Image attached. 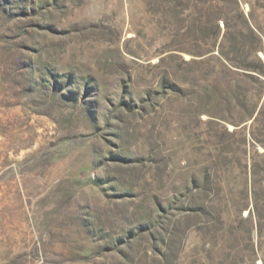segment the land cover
I'll return each mask as SVG.
<instances>
[{"label":"rangeland","instance_id":"1","mask_svg":"<svg viewBox=\"0 0 264 264\" xmlns=\"http://www.w3.org/2000/svg\"><path fill=\"white\" fill-rule=\"evenodd\" d=\"M0 264H264V0H0Z\"/></svg>","mask_w":264,"mask_h":264}]
</instances>
